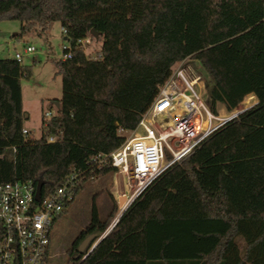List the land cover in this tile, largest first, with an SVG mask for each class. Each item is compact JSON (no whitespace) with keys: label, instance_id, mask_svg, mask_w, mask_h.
<instances>
[{"label":"trees","instance_id":"1","mask_svg":"<svg viewBox=\"0 0 264 264\" xmlns=\"http://www.w3.org/2000/svg\"><path fill=\"white\" fill-rule=\"evenodd\" d=\"M166 2L152 0L147 15L145 0H0V22L16 21L21 33L39 35L59 23L72 47L71 59L55 63L62 98L46 127L42 119L39 138L22 135L21 67L0 60V184L42 180L45 197L77 172L76 195L85 182L114 171H94L89 162L121 146L120 130L136 128L175 60L119 59L111 51L120 38L173 28ZM175 26L207 74L211 113L232 112L248 96L257 104L170 166L75 261L83 239L100 238L117 214L113 207L100 220L93 209L67 251L70 264H264V0H202L195 15H179ZM87 37L103 39V57L75 47ZM49 136L57 141L46 143Z\"/></svg>","mask_w":264,"mask_h":264},{"label":"built area","instance_id":"2","mask_svg":"<svg viewBox=\"0 0 264 264\" xmlns=\"http://www.w3.org/2000/svg\"><path fill=\"white\" fill-rule=\"evenodd\" d=\"M61 33L64 37L68 34L65 28ZM64 41L62 61L72 57L71 44ZM92 42V37L80 39L75 47L83 49ZM34 52L32 47L25 49L27 54ZM13 59L20 63L21 56L15 53ZM205 96L200 75L183 64L173 66L131 136L113 152L96 154L90 160L94 171L111 168L122 177L125 202L121 207L125 209L170 166L252 107L243 101L240 110L215 115L206 106ZM51 117L50 113L44 115L43 127ZM28 133L23 128L22 135ZM56 141L52 136L46 139L48 144ZM79 177V173L72 172L53 193L45 197L41 193L39 201L35 200L36 185L31 181L0 184V264H47L51 229L74 200ZM129 198L132 200L127 203Z\"/></svg>","mask_w":264,"mask_h":264},{"label":"rangeland","instance_id":"3","mask_svg":"<svg viewBox=\"0 0 264 264\" xmlns=\"http://www.w3.org/2000/svg\"><path fill=\"white\" fill-rule=\"evenodd\" d=\"M145 1L146 13L150 15L152 0ZM201 2L202 0H167L165 5L171 10L177 24L179 15L183 14L184 17L186 13L189 16L195 15ZM175 24L173 28L151 31L129 40L120 38L116 49H112L111 54L122 55L119 59L171 56L175 60L174 66L183 64L195 74L200 75L206 83L208 77L194 56L196 53L194 45L187 44V35ZM61 30L59 23H52L45 34L39 35L35 31L21 33L19 22H0V60H11L15 53L21 56L19 63L21 104L22 112L24 116H27V119L23 121V128H27L34 138H39L41 134V121L44 115L46 113L52 116L57 115L58 107L55 104L62 98V79L57 75L55 66L56 62L62 60V47L65 45ZM102 44L103 39L97 43L92 42L85 46L83 51L88 57L97 58L102 53L100 50ZM26 47H32L35 52L25 53ZM129 55L131 57H125ZM241 108L242 105H239L236 110ZM219 112L228 113L222 108ZM119 134L126 140L131 136V131H120ZM124 193L122 177L116 171L85 182L51 229L50 258L47 264H70L67 251L78 234L89 224L92 210L95 209L98 218L104 220L112 208L116 207L115 220L121 212L118 201L124 197Z\"/></svg>","mask_w":264,"mask_h":264},{"label":"water","instance_id":"4","mask_svg":"<svg viewBox=\"0 0 264 264\" xmlns=\"http://www.w3.org/2000/svg\"><path fill=\"white\" fill-rule=\"evenodd\" d=\"M91 36L93 38H96V35L92 32ZM57 107L59 106L58 103L55 104ZM27 116H24V119H26ZM43 181L39 180L36 183V192H35V200L39 201L41 193H42V187H43ZM125 202V198H121L119 199L118 203L119 206H122ZM130 206V204L119 213V215L117 216V218L113 221V223L111 224V226H109V228L106 230V232L98 239H95V237L93 235L87 236L86 238L83 239V241L78 245L77 250H76V255L74 256V260L77 261L79 260L83 255H89L94 249L95 247L103 240V238L112 230V228L117 224V222L119 221L120 217L122 216V214L124 213V211Z\"/></svg>","mask_w":264,"mask_h":264},{"label":"crops","instance_id":"5","mask_svg":"<svg viewBox=\"0 0 264 264\" xmlns=\"http://www.w3.org/2000/svg\"><path fill=\"white\" fill-rule=\"evenodd\" d=\"M100 57H103V55L100 54ZM244 102H245L246 104H248L249 106H254L255 104H257V100L255 99L254 96H248V97H246L245 100H244ZM240 105H241V104H240ZM26 119H27V118H26ZM23 127H24V126H23ZM24 129L28 130L27 128H24ZM28 131H29V130H28Z\"/></svg>","mask_w":264,"mask_h":264}]
</instances>
